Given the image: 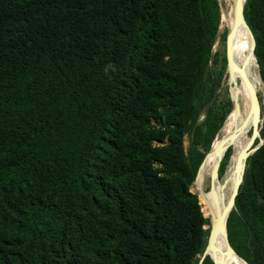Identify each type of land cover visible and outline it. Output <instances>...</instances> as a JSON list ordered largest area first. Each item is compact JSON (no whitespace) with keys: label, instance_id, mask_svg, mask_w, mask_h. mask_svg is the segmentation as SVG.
Wrapping results in <instances>:
<instances>
[{"label":"trees","instance_id":"1","mask_svg":"<svg viewBox=\"0 0 264 264\" xmlns=\"http://www.w3.org/2000/svg\"><path fill=\"white\" fill-rule=\"evenodd\" d=\"M220 11L0 0V264H199L210 221L191 186L222 125L199 123ZM244 14L264 83V0ZM227 232L264 264V142Z\"/></svg>","mask_w":264,"mask_h":264},{"label":"bare ground","instance_id":"2","mask_svg":"<svg viewBox=\"0 0 264 264\" xmlns=\"http://www.w3.org/2000/svg\"><path fill=\"white\" fill-rule=\"evenodd\" d=\"M243 1L245 4V0ZM219 3L221 17L213 51H226L228 54L230 64L226 71L225 83L234 98V106L221 129V135L214 141L212 151L205 158L197 177L201 199L205 205L206 214L210 218V229L218 227L220 217L231 200L244 161L242 153L245 150L251 153L257 145L250 149L254 135V133L251 134V129L255 119L251 92L246 79L255 88L257 96L264 90L257 59L252 52L248 27L243 21L237 23V0H219ZM259 129L261 126L256 131L259 132ZM228 148L231 153L222 177L219 178V171L215 173V168L217 162L225 157ZM209 182L210 188H208ZM226 233H228L227 224L224 222L215 237L216 250L208 251L215 263L246 264L235 252L231 255L226 254Z\"/></svg>","mask_w":264,"mask_h":264},{"label":"rangeland","instance_id":"3","mask_svg":"<svg viewBox=\"0 0 264 264\" xmlns=\"http://www.w3.org/2000/svg\"><path fill=\"white\" fill-rule=\"evenodd\" d=\"M212 54H213L212 59L209 64L208 73L206 77V85H207L208 90L204 93V96H203L204 101H203V105L201 108L199 123L205 124L206 121L209 119V117H212L217 122H221L222 125H221L219 132L217 133L214 140L212 141L211 149L205 154L204 159L212 151L213 143L216 140V138L221 135V129L223 125L226 123L228 116L231 113L233 106H234V98L232 97L225 83L226 71L229 65V62L227 60L228 54L226 51H219V52L212 51ZM258 99H259V106H260L261 113H260L259 119L255 120V122L253 123L251 134H253L255 132L254 130H258L259 126H261V129H259V132L256 131L258 134H256L255 136V141L259 138H260L259 141H262L264 140V137H263L264 135V90L261 95H258ZM254 142L251 144L250 149L253 147ZM185 146L186 148H188L189 146L188 139H186ZM226 153H228V156L224 157L220 161L219 175H218L219 178L222 177L223 171L225 170L226 164L228 162V159L231 153L230 148H228ZM208 184H209L208 188H210L211 183L209 182ZM191 190L198 195L204 217L207 219V224H208L210 218H207L206 208L201 199L198 179H196L193 185L191 186ZM207 230L209 233L210 224H209V229ZM210 251L211 250H209V252ZM209 252L207 254L211 256Z\"/></svg>","mask_w":264,"mask_h":264},{"label":"water","instance_id":"4","mask_svg":"<svg viewBox=\"0 0 264 264\" xmlns=\"http://www.w3.org/2000/svg\"><path fill=\"white\" fill-rule=\"evenodd\" d=\"M246 2V0H245ZM244 1L243 0H237V11H236V16H237V23L243 21L247 27H248V31H249V34H250V38H251V43H252V52L254 54V47H255V38H254V35L250 29V27L248 26L247 22H246V18H245V14H244ZM255 55V54H254ZM229 64H230V60L227 59ZM245 75V73H244ZM263 81V80H262ZM246 82H247V85L250 89V92H251V99H252V109H253V112H254V119L255 120H258L259 119V116H260V113H261V110H260V106H259V100H258V96H257V93L255 91V88L253 87V85L251 84V82L246 79ZM256 132V130H254ZM255 132H254V135H253V138H252V141H251V144L255 141ZM264 142V140L262 141H259L256 145V148L251 152L253 153L262 143ZM249 152H247V150H245L243 153H242V156L244 157V161H243V165H242V169H241V173H240V176L239 178L237 179V183H236V186L234 188V191H233V194L231 196V200L230 202L228 203L226 209H225V212L224 214L220 217V220H219V225L217 228L215 229H210L209 230V233H208V236H207V243H206V246H205V249H204V252L200 258V261H199V264L202 263V261L204 260V258L207 256V253L210 249H213V250H216L217 246H216V243H215V237L216 235L220 232V229L223 225V223L225 222L227 224V218L231 212V210L233 209L234 205H235V198H236V195L238 193V188H239V185L242 181V177H243V172H244V167H245V164H246V158L251 154ZM205 160V159H204ZM204 160L200 166V168L202 167L203 163H204ZM220 161L219 160L217 162V165H216V168H215V173H217L219 171V166H220ZM200 168L198 170V173H197V176H196V179L198 177V174H199V171H200ZM233 252H235L234 248L232 247L230 241H229V238H228V233H226V254L227 255H231ZM236 253V252H235ZM237 254V253H236ZM225 256V254H224ZM237 256H239L237 254ZM240 257V256H239ZM246 264H249L246 260H244L242 257H240ZM213 260V259H212ZM214 262V260H213ZM215 263V262H214Z\"/></svg>","mask_w":264,"mask_h":264}]
</instances>
